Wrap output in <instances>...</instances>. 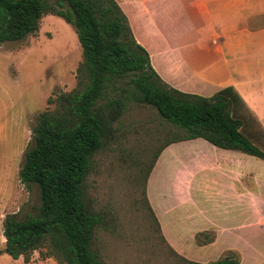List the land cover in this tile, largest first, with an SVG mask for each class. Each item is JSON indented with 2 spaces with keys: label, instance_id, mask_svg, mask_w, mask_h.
<instances>
[{
  "label": "trees",
  "instance_id": "1",
  "mask_svg": "<svg viewBox=\"0 0 264 264\" xmlns=\"http://www.w3.org/2000/svg\"><path fill=\"white\" fill-rule=\"evenodd\" d=\"M47 15L74 28L83 60L75 89L50 101L55 108L41 113L32 130L19 180L28 189L38 188L40 207L23 219L18 213L6 215L4 237L12 258L28 262L34 252L46 250L58 264H101L93 244L103 217L87 205L85 182L94 155L117 131L113 125L128 102L155 108L175 131L155 156L146 184L163 150L184 141L204 139L264 160V132L236 89L203 97L169 86L115 0H0V47L38 32ZM206 264L241 262L229 252Z\"/></svg>",
  "mask_w": 264,
  "mask_h": 264
},
{
  "label": "crops",
  "instance_id": "2",
  "mask_svg": "<svg viewBox=\"0 0 264 264\" xmlns=\"http://www.w3.org/2000/svg\"><path fill=\"white\" fill-rule=\"evenodd\" d=\"M115 1L164 82L203 97L234 87L264 132V0ZM146 198L176 254L192 262L203 254L206 264L233 252L241 264H264V160L204 139L172 144L149 176ZM4 219L0 264L50 260L12 258Z\"/></svg>",
  "mask_w": 264,
  "mask_h": 264
},
{
  "label": "rangeland",
  "instance_id": "3",
  "mask_svg": "<svg viewBox=\"0 0 264 264\" xmlns=\"http://www.w3.org/2000/svg\"><path fill=\"white\" fill-rule=\"evenodd\" d=\"M82 60L76 31L53 15L42 19L35 34L0 47L1 220L13 213L23 219L39 209L38 188L22 185L19 172L40 114L55 108L50 101L75 89ZM113 128L117 131L94 155L85 182L87 205L103 217L93 250L101 264H187L166 243L145 196L150 166L174 129L155 108L135 102H128ZM176 151L186 153L181 146ZM34 253L36 261L49 258L46 264H58L46 250ZM195 255L198 262H208Z\"/></svg>",
  "mask_w": 264,
  "mask_h": 264
}]
</instances>
